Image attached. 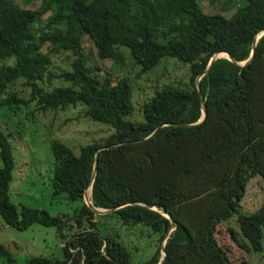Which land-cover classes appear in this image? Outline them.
Segmentation results:
<instances>
[{
  "label": "trees",
  "instance_id": "1",
  "mask_svg": "<svg viewBox=\"0 0 264 264\" xmlns=\"http://www.w3.org/2000/svg\"><path fill=\"white\" fill-rule=\"evenodd\" d=\"M218 1L234 4V11L208 12L198 0H41L37 6L0 0V93L18 79L29 89L26 98L9 90L0 106L81 103L85 115L114 129L81 144L78 153L51 140L52 192L81 200L71 215L12 201L15 159L0 129V216L20 229L53 225L65 240L60 255H31L28 264H231L216 233L233 214L246 239L231 229L238 245L262 249L264 203L245 211L241 199L250 177L264 180V33L253 45L264 29V0ZM86 35L100 58L121 61L127 47L141 71L163 56L177 57L188 63V81L155 89L142 104L143 120H130L131 82L100 77L85 59ZM252 47V58L241 63ZM60 50L75 56L71 69L57 74L69 83L44 89L40 81L55 75L51 54ZM219 51L231 58L216 56L208 65ZM86 188L93 205L112 208L123 224L142 222L159 241L166 236L164 254L158 245L148 258L132 260L118 230L83 200ZM71 219L80 229L67 234ZM0 252L9 253L1 242Z\"/></svg>",
  "mask_w": 264,
  "mask_h": 264
},
{
  "label": "rangeland",
  "instance_id": "2",
  "mask_svg": "<svg viewBox=\"0 0 264 264\" xmlns=\"http://www.w3.org/2000/svg\"><path fill=\"white\" fill-rule=\"evenodd\" d=\"M20 5L24 0H16ZM41 0H33L28 5L37 6ZM203 10L208 12H222L229 16L235 9L234 4L218 0H198ZM264 30V29H263ZM256 35V40L264 31ZM123 59L115 61L113 58H100L96 48L88 35L83 38V53L88 63L98 66L100 77H109L112 81L120 77H127L132 84L133 111L125 115L133 121L143 120L142 104L149 99L155 89L163 84L174 83L185 85L188 81V63L174 56H163L152 68L141 71L129 54L125 46L121 48ZM223 51L215 53L222 56ZM75 56L70 50H60L51 54L49 70L50 80L44 77L40 84L44 89L58 84H68L69 81L57 76L63 69H71V61ZM15 90L19 95L28 97L29 89L21 79L0 93V99L9 95V90ZM203 116V111L202 115ZM0 129L6 132L15 159L13 179L10 183V197L14 203H21L46 208L51 214L71 215L81 200L69 199L64 192L54 195L52 186L55 158L52 154L51 140L58 139L67 143L75 153L79 146L92 139H102L111 133L113 127L109 123L101 122L84 114V105H70L64 108L42 110L37 107L35 100L21 104L19 110L0 106ZM0 159V165H1ZM89 189V188H88ZM85 190L83 200L90 202V190ZM89 191V193H88ZM242 202V210L256 211L264 203V180L260 175L248 179ZM111 209L95 211L99 221L114 226L121 235L123 242L132 254V260L142 261L148 258L160 245L161 255L166 236L159 241L158 232L142 222L123 224ZM106 213V214H104ZM102 214V215H101ZM70 229H64L67 234L80 229L76 223ZM246 240L240 231L236 215L218 224L217 238L231 256V264H264V228L262 249L245 250L238 245L236 238ZM61 240L57 229L53 225L33 222L26 228H17L9 225L0 216V242L6 245L8 254L0 252V264H28L31 255L47 256L60 255ZM237 245H236V243Z\"/></svg>",
  "mask_w": 264,
  "mask_h": 264
},
{
  "label": "water",
  "instance_id": "3",
  "mask_svg": "<svg viewBox=\"0 0 264 264\" xmlns=\"http://www.w3.org/2000/svg\"><path fill=\"white\" fill-rule=\"evenodd\" d=\"M263 31H264V30H263ZM255 42H256V38H255V41H254L253 45H255ZM253 50H254V48L252 47L249 57H248L247 59L243 60V61H240V62H241V63H244V62L250 60V59L252 58V56H253ZM222 56H227L228 58H231V56H230L227 52H226V55H222ZM215 57H216V56H215V54H214V55L210 58L208 65L210 64V62L212 61V59L215 58ZM205 115H206V111L203 109V116L200 117V118L197 120V122L200 121V120H202V119L204 118ZM87 189H88V188H86L85 190H87ZM84 193H85V191H84ZM90 194H91V190H90ZM88 204H90L91 207H92L95 211H103V210H106V209H112V208H104V207L95 206V205L92 204L91 200H90V202H88ZM163 212L166 213V211H165L164 209H163ZM162 249H163V248H162ZM163 252H164V250H163ZM159 263H160V261H159L157 264H159Z\"/></svg>",
  "mask_w": 264,
  "mask_h": 264
},
{
  "label": "bare ground",
  "instance_id": "4",
  "mask_svg": "<svg viewBox=\"0 0 264 264\" xmlns=\"http://www.w3.org/2000/svg\"><path fill=\"white\" fill-rule=\"evenodd\" d=\"M223 55H226V54L224 53ZM88 190H90V189H88ZM88 193H89V191H88Z\"/></svg>",
  "mask_w": 264,
  "mask_h": 264
}]
</instances>
